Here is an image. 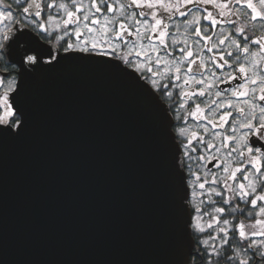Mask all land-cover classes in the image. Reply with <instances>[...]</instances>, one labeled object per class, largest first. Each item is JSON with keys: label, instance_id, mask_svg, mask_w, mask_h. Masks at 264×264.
<instances>
[{"label": "snow or ice", "instance_id": "snow-or-ice-1", "mask_svg": "<svg viewBox=\"0 0 264 264\" xmlns=\"http://www.w3.org/2000/svg\"><path fill=\"white\" fill-rule=\"evenodd\" d=\"M14 3L0 0V139L25 140L49 95L95 79L152 133L144 264H264V0Z\"/></svg>", "mask_w": 264, "mask_h": 264}, {"label": "water", "instance_id": "water-1", "mask_svg": "<svg viewBox=\"0 0 264 264\" xmlns=\"http://www.w3.org/2000/svg\"><path fill=\"white\" fill-rule=\"evenodd\" d=\"M63 87L25 140L0 139V264H144L159 211L152 133L99 81Z\"/></svg>", "mask_w": 264, "mask_h": 264}, {"label": "trees", "instance_id": "trees-1", "mask_svg": "<svg viewBox=\"0 0 264 264\" xmlns=\"http://www.w3.org/2000/svg\"><path fill=\"white\" fill-rule=\"evenodd\" d=\"M7 2H8V3H12V4H13V8H14V9L16 8V5H15V3H14L13 0H7Z\"/></svg>", "mask_w": 264, "mask_h": 264}, {"label": "flooded vegetation", "instance_id": "flooded-vegetation-1", "mask_svg": "<svg viewBox=\"0 0 264 264\" xmlns=\"http://www.w3.org/2000/svg\"><path fill=\"white\" fill-rule=\"evenodd\" d=\"M192 122V120H189V123ZM194 122V121H193ZM193 167L195 168L196 167V164H193Z\"/></svg>", "mask_w": 264, "mask_h": 264}, {"label": "rangeland", "instance_id": "rangeland-1", "mask_svg": "<svg viewBox=\"0 0 264 264\" xmlns=\"http://www.w3.org/2000/svg\"><path fill=\"white\" fill-rule=\"evenodd\" d=\"M13 1H14V0H13ZM194 123H195V122H193V121H192V122H190V124H194ZM194 164H196V163H194Z\"/></svg>", "mask_w": 264, "mask_h": 264}]
</instances>
